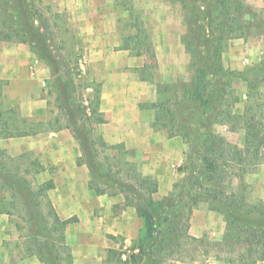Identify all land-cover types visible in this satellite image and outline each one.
Masks as SVG:
<instances>
[{
    "label": "trees",
    "instance_id": "16d2710c",
    "mask_svg": "<svg viewBox=\"0 0 264 264\" xmlns=\"http://www.w3.org/2000/svg\"><path fill=\"white\" fill-rule=\"evenodd\" d=\"M202 1L205 0L181 1L186 26L182 42L190 57V80L156 84V100L144 105L154 112L151 123L154 130L165 131L167 138L180 137L188 147L187 175L172 185L169 194L156 199V179L140 172L138 165L128 159L125 146L107 145L94 134L93 127L105 123L99 111V90L93 91L88 106H76L72 84L59 73V64L46 54V47H35L29 34H39L35 24L41 28L42 24L31 1L0 0V44H27L35 56L47 63L55 78L56 101L64 117L63 123L56 118L44 128L42 123L21 118L12 108L5 109L2 90L7 82L0 80V140L68 128L80 147L78 163L89 169L92 179L89 186L101 189L107 196L122 194L124 206L132 207L143 222L132 253L123 258L124 253L108 249L104 264H164L171 259L182 260L187 246L204 238L188 234L191 214L200 203L221 214L225 222L222 239L214 244L224 257L215 256V260L225 264L264 262V200L250 201L243 193L246 184L240 179L236 190L233 189L235 177L254 172L264 161V102L260 99L264 52L258 63L241 71L227 70L222 60L229 41L244 38L245 29L252 25L264 30V23L253 22L255 15L242 0H207L206 8L195 4ZM114 3L128 9L123 0H114ZM21 10L23 22L14 15ZM129 19H133L128 24L133 33L123 39L119 49L141 56L149 37L138 16L131 13ZM153 68L154 64H145L133 70L140 81L152 83ZM232 78L246 84V99L240 114L234 111L240 98ZM218 124L240 125L244 131L243 147L232 145L215 133L214 126ZM28 156L25 153L11 157L0 149V192L3 194L0 213L9 215L18 230L35 229L28 235L35 252L31 255L43 264H73L64 230L75 219L61 220L57 216L47 195L54 183L35 181L44 169L37 159L30 162ZM4 160L11 164L3 163ZM246 164L249 169L245 168ZM236 167L238 172L233 173Z\"/></svg>",
    "mask_w": 264,
    "mask_h": 264
},
{
    "label": "crops",
    "instance_id": "0c3cea01",
    "mask_svg": "<svg viewBox=\"0 0 264 264\" xmlns=\"http://www.w3.org/2000/svg\"><path fill=\"white\" fill-rule=\"evenodd\" d=\"M53 2L62 10L75 5L71 6V17L77 26L75 34L80 36L78 41L82 40L87 45V77L91 82L92 69V78L100 87L99 111L105 119V123L94 126L95 134L107 145L123 144L129 152L128 159L138 165L141 173L156 179V195L162 191L161 185L166 180L164 183L167 188L161 194L166 196L174 182L167 164L176 158L183 160L184 155L180 151L186 147L178 137L169 139L155 131L151 127L153 110L139 108L141 104L152 103L156 94L151 92L152 95L148 96L143 92L145 82L140 81L133 70L142 65L138 58H128L127 50L115 52L106 48V41L113 36H117L116 39L120 36L116 18L112 15V0ZM247 46L249 45H242L238 41L231 42L228 46L229 58L226 61L225 54L222 57L224 67L241 71L244 65L239 64V55ZM263 51L264 47L255 56L253 64L260 61ZM123 56L121 63L120 57ZM33 59L34 55L27 44H0V80L7 82L2 90L3 103L5 105L10 101H21V118L32 122H45L46 117L36 118L31 109L45 108L46 102L41 99L34 100L31 95L34 82L46 77L48 68L42 62L35 65ZM31 64L35 65L34 74H31ZM245 94V88L237 93L240 98L237 105L245 103ZM242 132L244 135L243 130ZM0 147L16 156L29 152L39 155L44 170L37 178L41 179L40 182L53 181L54 188L49 190L47 195L57 216L61 220L75 219L67 224L64 230L73 264H104L108 249L119 250L124 253L123 258L132 253V246L143 227V222L135 215L132 207L124 206L122 194L107 196L101 189L89 186L91 175L85 164L78 163L81 151L71 130L62 127L60 130L40 131L30 136L3 139L0 140ZM139 156L145 158V165L141 164ZM245 181L252 193L254 190L255 195L264 199V163L259 166L257 173L247 177ZM2 196L0 192V197ZM14 227L9 215L0 213V264H43L33 255L16 258L15 250L5 245L11 237L12 240L16 239ZM224 230L223 216L209 210L207 204L200 203L193 210L189 221V236L197 239L206 236L219 242ZM164 264L218 263L212 258L203 263L200 259L188 258L171 259Z\"/></svg>",
    "mask_w": 264,
    "mask_h": 264
},
{
    "label": "rangeland",
    "instance_id": "374dc122",
    "mask_svg": "<svg viewBox=\"0 0 264 264\" xmlns=\"http://www.w3.org/2000/svg\"><path fill=\"white\" fill-rule=\"evenodd\" d=\"M29 1H31L33 9H36L39 12L40 25L42 24V28L39 26V24H35L37 25L39 34H37L36 32H32L29 34V36L33 39L35 47H46V54L50 55V57L54 59V62L59 64V73L62 72L65 79L67 81H70V83L72 84L73 99L76 106L85 107L87 103H89L91 96L94 93L93 91L95 89L99 90L100 87L99 84H97L92 78V69L91 82H89V79L87 77V45L82 40L78 41L80 36H77L75 34V31H77V26L74 25V20L71 17V12H73L71 11V6L75 5H70V7H67L62 10L61 8L56 7V4H54L53 0H27V2ZM123 1L128 4V9L126 10L121 5H115L114 0H112V4L114 6L112 9V15L113 18H116V25L120 29V36H118V39H116L117 36H113L110 38V40L106 41V48L115 52L119 51V47L122 46L123 39L133 33V30L130 29V27L128 26V24L131 23V21L133 20L129 19V16L132 13L141 19L143 27L149 37V43L147 47L144 48L143 54L141 56H135V58H138L137 60L139 63L142 64L141 66L145 64H154V68L151 69V72L153 74V82H145V88L143 89V92H145L146 95L151 96V92H154V94H156V84L158 83L170 84L189 81L192 72L189 67L190 57L185 52V48L182 42V37L186 33V26L184 23V11L182 10L181 5L182 0ZM242 2L245 7L250 12H252L253 15H255V17H253V22L256 21L260 24L264 23L263 0H258V2L257 0H251L252 3L247 0H242ZM256 2L257 4H255ZM206 3L207 0L202 1V3L195 2V4L201 5L203 6V8H206ZM248 3L251 5H249ZM23 9H25V6L23 7ZM21 12H23V10L19 12H14V15H16L18 19L23 22V13ZM78 19L80 20V18ZM233 41H238L242 45H249L245 50L243 49L241 51V54L239 55L238 62L240 65H244V69L248 66L253 65V60L255 56H257L259 50L264 47V30L262 28L255 29L252 25L249 28L245 29L244 38L229 41L223 53L225 54L226 61L229 58L228 46ZM102 44H104V42ZM37 56L34 55L33 61L37 63L42 62L43 64H45L48 68V74L46 75V77H43L41 81L34 82L31 97L34 100L41 99L45 101L46 106L45 108L32 107L31 110L36 118L46 117L47 120L45 122L35 121L32 123H42L45 125L43 126L45 128L48 123H52L56 118H59L60 123H63L62 121L64 120V117L58 108L60 104L56 101V87L53 85L55 78L51 73V68L47 65L45 61L40 60L39 56ZM127 57L131 58L134 57V55L130 51H128ZM120 59V62L123 63L124 56L120 57ZM80 61H83V69L79 68ZM42 83L44 84V86L41 85ZM232 85L236 93L238 94L241 89L245 88L246 90V84L240 79L232 78ZM87 88H90L91 91H87ZM260 93V99L264 102V85L261 87ZM156 97L157 95H155V100ZM20 103L21 101H15L14 103L10 101L9 104L4 105V108H12L13 110H15V113L19 114ZM148 103L139 105V108L144 109ZM243 106L244 103L243 105H237L234 111L242 113ZM43 127L40 126V128ZM155 131L167 137L165 131L160 129H157ZM214 131L218 135H223L222 137L228 143L236 145L239 148L243 147L244 135L240 125L224 126L218 124L214 126ZM178 138L181 140V142L185 145L186 148H184V150L181 149L180 151V153L184 155L183 160L176 158L171 160L169 164H167V166L169 167L168 171L171 173L170 177L174 181L172 185L178 183L188 173V171H186L189 165L188 161L186 160V155L188 154V147L180 137ZM0 149H4L6 153L11 157H16L15 154L9 153V151L5 148L0 147ZM29 154L30 156H28V158L30 162H32L33 159H37L40 162V159L38 157L39 155L37 156L33 152H29ZM129 156L130 155L128 152V158ZM138 158L139 161H141V164L145 165V158L141 156H139ZM2 162H5L6 164H11V162L5 160ZM263 163L264 161L258 165L254 172H247L242 177H235L233 180L234 190H236L238 184L241 182L239 181V179L246 184L247 189L243 193L248 197L250 201L253 202H257L258 200L264 199H260L259 196L255 195L254 190L252 193L250 186L247 185L245 180L247 177L257 173L259 166ZM245 168L249 169L247 164ZM32 170L34 171V169ZM140 172L142 171L140 170ZM232 172H238L237 167ZM30 178L32 179L33 176H30ZM35 181L37 183H41V179H38L37 175L35 177ZM164 182H166V180ZM164 182L161 185L162 191H165V189L167 188V185H165ZM162 191L155 196L156 199H160L163 197L161 195L163 193ZM170 192L171 191H169V193ZM34 230L35 229L33 228L31 232L27 228L18 230L16 229V227H14V237L16 239L12 240L11 237L10 240L5 242V245L10 246V248H13L15 250L16 258L31 256V252L35 253L34 251H32L33 242L31 238H29L30 236H28L34 233ZM215 243H217V241L204 236V238H202V242L187 246L188 250L184 253L182 260L188 258L200 259L203 263L208 258L215 259V256L223 258L224 254L219 251L218 245H214ZM217 263L225 264L223 263V261H217Z\"/></svg>",
    "mask_w": 264,
    "mask_h": 264
},
{
    "label": "built area",
    "instance_id": "2783aa9c",
    "mask_svg": "<svg viewBox=\"0 0 264 264\" xmlns=\"http://www.w3.org/2000/svg\"><path fill=\"white\" fill-rule=\"evenodd\" d=\"M34 63H35V65H36L37 62H34ZM35 65L31 64V74H34L33 72H34V66H35ZM83 67H84V66H83V61H80V62H79V68H80V69H83ZM41 85L44 86L43 83H42ZM86 90H87V91H91L90 88H87ZM85 102H86V101H85Z\"/></svg>",
    "mask_w": 264,
    "mask_h": 264
}]
</instances>
